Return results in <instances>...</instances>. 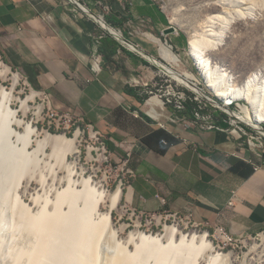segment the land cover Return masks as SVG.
Wrapping results in <instances>:
<instances>
[{
  "label": "crops",
  "instance_id": "1",
  "mask_svg": "<svg viewBox=\"0 0 264 264\" xmlns=\"http://www.w3.org/2000/svg\"><path fill=\"white\" fill-rule=\"evenodd\" d=\"M77 1L149 55L137 38L167 28L155 0ZM109 38L70 0H0V54L51 109L92 128L112 160L125 161L130 210L189 217L233 237L263 232V155L232 130L193 127L187 108L150 96L152 63L116 39L111 54ZM176 39L165 37L180 50Z\"/></svg>",
  "mask_w": 264,
  "mask_h": 264
},
{
  "label": "rangeland",
  "instance_id": "2",
  "mask_svg": "<svg viewBox=\"0 0 264 264\" xmlns=\"http://www.w3.org/2000/svg\"><path fill=\"white\" fill-rule=\"evenodd\" d=\"M155 1L166 17V27L172 26L175 29L177 28L178 31L173 34L175 38H178L176 42L182 45L183 48L176 50L168 47L170 43H165V37L169 34L165 35L160 31L153 34L155 38L152 39V36L147 35L150 32L145 29L137 38L138 41L151 47L150 55L157 60L168 65L171 64L177 71L187 73L194 77L198 86L203 89L207 96L219 101L206 86L196 61L193 56L190 55L188 35L185 29L181 27L189 23V20H192V17L195 15H193L191 11H182L180 12L182 17L173 20V18H177V16L173 14V8L170 6L169 1ZM242 6L250 8L253 13L252 19L244 23L241 32L240 30L236 31L234 29L233 23L230 24L227 29V34L230 37L227 39V42H229H226L221 50L216 49L214 51L216 54L212 56L213 61L220 65L222 69H226L230 72L234 79L245 74L250 68L252 69L251 71L257 69L264 75V0H249L243 2ZM192 11H196V7L193 8ZM216 26H218V24ZM219 26L223 25L219 24ZM240 37L245 38L247 42L239 46V48H236L238 46L236 41L239 40ZM234 45L237 46L234 47ZM164 47L165 49L168 47V49L180 59L177 65L173 64L170 58L166 56L167 54L162 51ZM0 62L2 63V65H0L1 70H3V65L8 66L10 69L8 72H1L0 70V87H3L7 92H11L13 97L11 108L16 110V118L22 122L16 124L15 122L10 123L9 121L8 125L5 118H0V264H11L12 258H14L13 253L20 248H28V242L30 240V238L26 237L25 223L19 216V209L16 210L14 208V196L17 194L21 203L26 205L31 213H35L38 208L45 203H47L49 211H51V204L55 200L56 189L62 190L66 187V183L63 181L60 185L59 180L65 179L68 170L65 167L59 169L60 167L58 168V165L55 164V159L52 155L53 146L47 144L43 148H38L37 142L42 140L48 133L54 135L64 134L68 137H73L77 130L79 131L76 148L77 152L69 153L67 159V164L70 163L74 171V179L80 180L82 176H84V178L89 177L92 184H97L96 186L99 189H105L108 193L113 192L118 185H120L121 190H123L117 207L110 211V225L108 228L114 231V236L110 235V230L108 228L106 232L99 235L101 238H98V234L92 235L93 237L91 236V239L93 238V242L95 243H93L94 246L96 247L98 245L96 249L99 248L97 249L99 259V261L97 260V264H107L106 259L122 252L124 246L127 247L126 249L130 253H133L135 249L134 242H139L137 238L138 232L147 234L162 232L164 224H177L184 232L206 230L209 233V239L213 242L216 252H231V254L236 257L238 264L243 261V254H246L245 261L248 264H264V257L260 260L257 259L258 253L262 250L263 246L258 248V253L256 255L254 252H251L252 245L261 242L260 235H264V231L256 235L244 236V238L240 240H228V238L222 239L220 237L221 234L219 233L221 232H219L217 226L196 224L185 216H177L174 218L172 216H167L166 213L145 215L130 210L123 200L126 176L122 170L121 162H114L110 155L107 152L105 153V149L103 148L104 145L99 135L97 134L96 136V132L92 128L79 122H74L67 128L62 124H58L52 118H48L45 99L38 91V95L35 96L34 99H29L25 104H22L21 101L26 99L31 94V91L35 89L25 81L18 70L5 61L1 54ZM151 66L155 75L153 82L149 83L150 85L147 92L151 90L158 95L157 97L159 99H164L165 94L167 91H171L172 86L175 91H183L186 96H190L192 99L197 98L198 103L203 106V112L210 116V120L213 123L218 124L219 127L221 125L232 131L236 129V123L232 121L235 120V118L229 115L228 112L215 106L213 103H209L206 98L198 96L192 90L172 80L169 76L160 72L157 66L153 64ZM14 73L19 74V82L13 87ZM239 103L243 104L244 102L241 101ZM38 105H42L43 108L39 114H36L35 111ZM229 108L232 111H237V102ZM8 120H10V117L7 118V121ZM236 122L238 126H241L248 132L249 135L242 136L247 141V144L250 142L251 136L256 138L252 139L255 145L253 146L249 143L248 146L255 148L258 152V156L261 154L264 158V135L244 126L240 120H236ZM27 123L31 125L34 131L29 135L31 143L26 151H24L22 150L23 136L26 132L25 126ZM223 123H225V125ZM262 127L264 128V123ZM93 132L95 133L93 134ZM260 143H263V146H261ZM33 150L35 151L33 152ZM20 169L25 170L23 171L17 188L14 189L15 176ZM28 170L31 173L28 172ZM80 173H82V176H79ZM41 176L44 178V184L40 182L39 178ZM76 188L82 189L83 186L77 184ZM35 198L38 200L35 201ZM82 201V199H79L77 203L81 209H83L82 206L84 205ZM109 203L108 196H106L100 203L99 212H107L109 210ZM63 209L67 211L68 205L64 204ZM97 218V214L92 215L93 221H96ZM131 235L134 237L133 240L130 238ZM94 237L99 241L94 239ZM70 241H73L72 236L70 237ZM252 257L254 259H252ZM144 258L145 264H154L155 262V257L151 255L149 249L144 251L143 259ZM200 261L203 262V260ZM180 263L184 262L180 260L176 264ZM52 264H56V262Z\"/></svg>",
  "mask_w": 264,
  "mask_h": 264
},
{
  "label": "bare ground",
  "instance_id": "3",
  "mask_svg": "<svg viewBox=\"0 0 264 264\" xmlns=\"http://www.w3.org/2000/svg\"><path fill=\"white\" fill-rule=\"evenodd\" d=\"M168 1L173 8V14L177 16L173 20L181 18L180 12L182 11H191L195 15L192 17V20H189V23L181 27L185 29L188 35L189 53L196 61L206 86L223 105L220 108L235 118L232 121L236 123V126H238L236 120H240L261 133V124L264 123V75L259 70L251 71L252 69L250 68L245 74L234 79L230 72L222 69L220 65L213 61L212 57L216 54L214 51L216 49L221 50L226 44L227 39L230 38L227 34L230 24L233 23L234 29L241 32L244 23L252 19L253 13L250 8L242 6L243 2L249 0ZM195 7L196 11H192ZM98 20L103 23L100 18ZM217 24L218 26H216ZM219 24L223 26H219ZM108 30L114 35L120 36L117 30L112 28H108ZM177 31L176 28L175 32ZM246 42L245 38L240 37L236 41L238 46L234 45V47L237 46L236 48H239V46ZM127 45L132 49L135 48L130 42H127ZM168 47L167 49L164 47L162 51L167 54L166 56L170 58L173 64L177 65L180 59ZM147 57L152 64L158 67L160 72L169 76L172 80L192 90L198 96L206 95L191 75L179 72L171 64H165L152 56ZM0 65H2L1 62ZM9 70L8 66L3 65L1 72H8ZM18 82L19 74L14 73L13 87ZM37 95L38 92L32 90L31 94L21 101L22 104H25L29 99H34ZM12 98L11 92H7L3 87H0V118H5L8 125L9 121L16 124L22 123L16 118V110L11 108ZM241 101L244 103H239ZM236 102L238 109L237 111H232L229 107ZM42 108V105H38L35 113L39 114ZM9 117L10 120L7 121ZM25 131L22 146V150L24 151H26L31 143L29 135L34 129L27 123ZM238 131L236 130L235 132ZM78 136V130L73 137H68L64 134L54 135L48 133L42 140L37 142L38 148H43L47 144L53 146L52 155L55 159V164L58 165V168L60 167L59 169L65 167L68 170L65 179L59 180L60 185L64 181L66 187L62 190L56 189L55 200L51 204V211H49L48 205L45 203L35 213H31L27 206L21 203L17 194L14 196V208L16 210L19 209V216L25 223L26 237L30 238V240L28 248H20L13 253L14 258H12L11 264H52L53 262H56V264L98 263L97 249L99 248L96 249L98 245L94 246L95 243L93 242V238L91 239V236L98 234L99 238V235H102L109 229L110 211L117 207L122 190L120 185H118L113 192L108 193L105 189H99L96 186L97 184H92L89 177L84 178L82 173L79 174V176H82L80 180L74 179V171L70 163L67 164V159L69 153L77 152ZM24 170L20 169L16 173L13 185L14 189L17 188ZM28 172L30 171L28 170ZM42 176L39 179L44 184ZM77 184H81L83 188L77 189ZM106 196H108L110 201L109 210L100 213V203ZM79 199L83 200V209L77 204ZM37 200L35 198V201ZM64 204L68 205L67 211L63 209ZM93 214L98 215L96 221L92 219ZM109 230L110 235L114 236V231L111 228ZM219 234H221L220 237L222 239L227 238L225 232ZM71 236L73 241H70ZM260 236L261 242L251 247V252H254L256 255L258 248L263 246L262 250L258 253V260L264 257V235ZM130 238L133 240V235ZM137 238L139 242H134L135 249L133 253H130L126 249L127 247L124 246L122 252L106 259V263L145 264V258L143 259L144 251L149 249L151 255L155 257L154 264H176L180 260L184 262L180 264H238L236 257L231 252H216L214 244L209 239V233L206 230L184 232L177 224H164L162 232L149 234L138 232ZM94 239L96 238L94 237ZM96 240L99 241L98 239ZM243 255V261L239 264H248L245 261L246 254ZM252 259L254 258L252 257ZM200 260H203V262Z\"/></svg>",
  "mask_w": 264,
  "mask_h": 264
},
{
  "label": "built area",
  "instance_id": "4",
  "mask_svg": "<svg viewBox=\"0 0 264 264\" xmlns=\"http://www.w3.org/2000/svg\"><path fill=\"white\" fill-rule=\"evenodd\" d=\"M39 93L42 94V96L45 99L47 117L48 118H52L58 124H62L64 126H66L67 128H69L71 126V124H73L74 122H77L76 118L73 115H71V114H69L67 112H58V111H55V110L51 109L48 106L46 95L44 93H42V92H39ZM148 94L150 96H154V97L158 96L157 94L153 93V91H151V90L148 91ZM191 99L192 98L190 96H186L183 91H179V90L175 91V90H173V88L171 86V91H167V93L164 96V103L168 104V105H171L174 108L175 111L181 112V111H183L186 108L187 101L191 100ZM193 100H195L198 103V99L197 98H194ZM187 121H189L191 126L197 127V128L203 129V130H218V129H220L219 125L216 124V123H213L210 120V116L203 112V106H201L200 103H198L197 108L194 109L193 116L191 117V119L187 120ZM262 124H261V126H262ZM236 129H238L240 132L239 131L235 132ZM236 129H234L233 132L238 134L239 137H242L243 135H249L248 132L246 130H244L241 126H237ZM96 136H97V133H96ZM250 138H251V140H250L249 143L254 146L255 144H254V142H252V139H256V138L254 136H251ZM260 145L263 146V143H260ZM103 148L105 149V146ZM105 153H106V149H105ZM125 164H126L125 161H121L122 170L124 171L125 174H127V173L130 174L131 171L126 169ZM166 215L167 216H172L174 218L177 217L176 214L166 213ZM187 218H189V217H187ZM217 229L219 231H221V232H225L227 234L228 240L229 239L240 240V239L244 238V236L233 237L230 234H228L224 230V228H222L220 226H217Z\"/></svg>",
  "mask_w": 264,
  "mask_h": 264
},
{
  "label": "water",
  "instance_id": "5",
  "mask_svg": "<svg viewBox=\"0 0 264 264\" xmlns=\"http://www.w3.org/2000/svg\"><path fill=\"white\" fill-rule=\"evenodd\" d=\"M75 6H77L80 10H82L84 13L90 15L109 35H111L114 39H116L118 42H120L122 45L124 46H127L128 48H130L128 45H127V42H130L128 39H126L125 37L122 36V34L120 33V36H116L114 35L113 33L110 32V30H108V28H111L107 25V23L105 22V20L103 19V17L99 16V15H95L93 14L91 11H89L86 7H84L80 2H78L77 0H70ZM100 18V20L103 21V23H101L98 19ZM113 29V28H112ZM115 30V29H114ZM176 31V29L172 26H168L167 28H165L163 30V34L167 35V34H170V33H174ZM132 43V42H130ZM167 44V41L165 42ZM133 44V43H132ZM135 46V48H133V50L135 51H138L139 53L143 54L144 56H151L145 52H143L142 50H140L135 44H133ZM132 49V48H130ZM153 57V56H152ZM148 58V57H147ZM154 58V57H153ZM150 61V59H148ZM151 62V61H150ZM152 63V62H151ZM154 65V64H153ZM201 97H204L207 99V101L209 103H213L215 106H218V107H222L223 105L221 104L220 101H216L212 98H210L209 96L207 95H203ZM209 97V99H208ZM244 126L252 129V130H255L257 131L256 129L252 128L251 126L241 122ZM258 132V131H257ZM259 133V132H258ZM262 135H264V128L261 126V133Z\"/></svg>",
  "mask_w": 264,
  "mask_h": 264
},
{
  "label": "trees",
  "instance_id": "6",
  "mask_svg": "<svg viewBox=\"0 0 264 264\" xmlns=\"http://www.w3.org/2000/svg\"><path fill=\"white\" fill-rule=\"evenodd\" d=\"M109 45L113 46L112 49H110V53L113 54L115 53V46H119L118 42L115 40V39H111L109 38V42H108ZM198 106V103L191 99V100H188L187 103H186V108H187V111L189 112V114L191 116H193V111L194 109H196Z\"/></svg>",
  "mask_w": 264,
  "mask_h": 264
}]
</instances>
